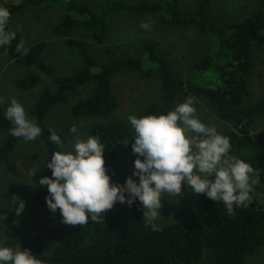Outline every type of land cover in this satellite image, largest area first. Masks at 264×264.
Here are the masks:
<instances>
[{
    "label": "trees",
    "instance_id": "16d2710c",
    "mask_svg": "<svg viewBox=\"0 0 264 264\" xmlns=\"http://www.w3.org/2000/svg\"><path fill=\"white\" fill-rule=\"evenodd\" d=\"M257 9L245 18L228 23L211 16L212 0H197L193 10H182V0H106L92 6L85 0H0V7L8 9L10 20L7 31L12 32L15 19L29 8L60 10L61 19L55 27L58 38L69 50L78 55L79 67L71 73H58L45 58L47 43L38 42L26 49L24 35L15 33L10 44L0 47V57H6L23 69L16 81L21 91H30L41 85L39 97L28 118L41 129L37 139L45 154L40 166V179L51 178L47 169L52 153L60 151L50 140V129L64 142V146L79 137L73 124L51 127L48 117L60 106H70L71 118L109 119L118 108L114 92L115 79L123 74H139L146 80L159 81L158 97L145 105L138 118L164 115L175 109L183 98L203 101L216 117L231 125L228 133L231 155L243 158L259 173L258 190L264 186V144L252 149L247 158L241 157L243 147L252 144L250 137L257 121L264 118V94L253 101L250 78L256 68L258 52L264 49V0H254ZM144 19L157 16L161 23L172 29H195L216 44L197 60L192 67L194 76L184 80L176 76L170 61L161 55L156 45H144L138 56L114 57L100 61L92 45L75 34L83 31L96 47H104L110 38V26L115 17ZM23 42L18 52L17 46ZM44 76L51 84H44ZM85 97L70 104L82 90ZM75 126L77 133H72ZM12 124L5 119L0 106V179L15 156L22 138L10 135ZM90 136L97 137L105 146V167L111 182L123 185L125 178L118 167V154L126 148L129 163L138 158L133 154L134 131L129 122L108 120L92 124ZM141 159H143L141 157ZM17 185V182L16 184ZM11 192L13 187L8 186ZM127 195V194H126ZM46 186H40L32 195L39 209L49 210ZM197 198L191 214L171 224H155L143 216V206L137 200L131 207L114 205L104 213V221L88 225H67L60 241L48 251L46 237L38 232L23 240L22 249L30 250L41 264H200L210 256L214 264H246L264 246V204L252 194L247 208H235L229 214L222 203ZM57 212L60 214L59 210ZM155 225V230L153 228ZM15 248L16 246H9Z\"/></svg>",
    "mask_w": 264,
    "mask_h": 264
},
{
    "label": "rangeland",
    "instance_id": "374dc122",
    "mask_svg": "<svg viewBox=\"0 0 264 264\" xmlns=\"http://www.w3.org/2000/svg\"><path fill=\"white\" fill-rule=\"evenodd\" d=\"M85 1L92 6H100L106 0ZM196 2L197 0H182V10L185 12L193 10ZM257 7L258 3L254 0H212L210 14L228 23L250 16ZM60 19V10L48 11L41 8H29L15 19L11 31L24 35L26 49L38 42H46L45 58L49 64L56 68L58 73L67 74L79 67V58L76 53L66 48L64 41L58 38L55 33V27ZM141 24H147L148 28H142ZM75 35L92 45V49L100 61H107L114 57L138 56L142 54L144 45L153 43L158 52L170 61L176 76L184 80H189L194 76L192 67L197 60L216 49L215 42L201 35L199 31L193 28L185 30L169 28L161 23L157 16L144 19L115 17L110 26L109 41L106 46L101 48L91 42L87 33L80 31ZM257 54L256 68L250 78L253 101L264 94V49ZM23 69L18 67L14 61L0 57V98H3L4 101L0 106L4 111L9 106L11 99L15 98L29 114L39 97L41 85L30 91H21L16 87L17 79L25 74ZM44 84H51L50 79L45 76ZM114 92L119 105L109 119L82 118L75 120L69 114L70 106H60L52 110L48 117V124L51 127L73 124L79 129L78 138L87 139L90 136L89 129L92 124L108 120L129 122L130 115H135L138 118L142 108L158 97L159 81L156 77L146 80L139 74H123L115 79ZM87 93L88 89L82 90L77 97L71 98L70 104L85 97ZM185 100L186 98H183L179 104ZM193 100L198 118L205 124L214 126L218 133L227 137L232 130L231 125L219 120L203 101L195 98ZM250 137L252 144L243 147L241 157L247 158L252 149L262 148L264 118L257 121ZM1 141L2 135H0V143ZM75 141L66 145L65 149L70 150ZM44 154L45 149L38 139L30 142L22 140L11 161V167L4 171L0 179V215L5 216L3 221L0 218V245L17 246L34 233L40 232L46 237V249L51 251L67 229V225L62 223V216L58 212L53 214L50 210L39 209L32 197L34 191L41 186L39 184V169ZM118 167L125 181L132 177L138 182V178L132 176L135 169L128 161L126 148H123L118 154ZM34 172L36 173L32 177L31 173ZM16 182L17 185H15ZM8 186L13 187L11 192L8 191ZM182 191L184 193L182 197L166 196L161 200L162 207L159 209L161 216L151 223L171 224L186 219L191 214L197 198L183 186ZM252 194L259 203L264 204V186L253 190ZM14 196L18 197L19 201L25 205L19 215L16 211L19 201H13ZM200 264H214V261L207 255ZM246 264H264V246L249 258Z\"/></svg>",
    "mask_w": 264,
    "mask_h": 264
},
{
    "label": "clouds",
    "instance_id": "9594fccd",
    "mask_svg": "<svg viewBox=\"0 0 264 264\" xmlns=\"http://www.w3.org/2000/svg\"><path fill=\"white\" fill-rule=\"evenodd\" d=\"M10 16L8 9L0 7V47L15 39V33L7 31ZM22 48L23 42L17 51ZM193 105V98L188 97L167 114L128 117L134 131L131 147L138 157L132 176L138 182L129 177L123 185L111 182L105 167V146L97 137L77 138L69 150L50 129V140L61 149L52 153L47 163L51 178L44 176L39 181L47 188L45 200L50 212L55 214L59 210L63 224L85 226L89 220L103 222L104 213L117 203L131 207L138 200L143 206V216L152 222L161 216L163 198L184 195L182 186L194 195L204 194L222 203L229 214H233L234 207H249L254 186L260 182L259 173L230 154V139L202 122ZM5 119L12 124L13 137L30 142L41 136L42 129L28 118L24 106L15 98L5 110ZM71 132L77 133V128L73 126ZM35 173H31L32 177ZM13 201L19 198L14 196ZM24 207L19 201L17 215ZM0 218L3 221L5 216ZM0 264H41V261L20 245L15 248L0 245Z\"/></svg>",
    "mask_w": 264,
    "mask_h": 264
}]
</instances>
